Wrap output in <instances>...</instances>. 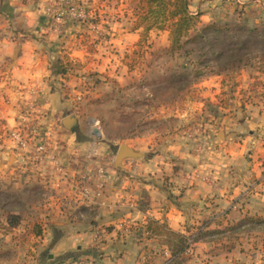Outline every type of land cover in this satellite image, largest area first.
Returning a JSON list of instances; mask_svg holds the SVG:
<instances>
[{"label": "crops", "instance_id": "0c3cea01", "mask_svg": "<svg viewBox=\"0 0 264 264\" xmlns=\"http://www.w3.org/2000/svg\"><path fill=\"white\" fill-rule=\"evenodd\" d=\"M47 2L0 0V61L10 75L1 87L13 88L5 93H11L15 104L26 99L43 104L40 123L50 140L43 160L32 163L26 158L33 147L15 153L14 142L0 143V172L13 175L17 168H24L28 176H13L14 182L34 187L43 198L35 206L40 216L35 226L43 230L37 254L31 262L19 264H169V246L176 241H164L167 233L186 238L201 226L207 235L196 237L192 259L186 264H264V142L259 136L264 135V111L251 117L241 106V128L234 123L237 113L228 105H217L212 115L204 109L199 124L192 128L184 125L186 113L177 111L173 126L162 117L157 120L159 131H145L146 138L137 135L129 140L126 147L141 157L116 167L110 144L89 136L61 89L66 85L60 77L61 55L84 54V47L71 49L76 40L84 39V33L66 16L62 24H55L54 13L45 15ZM50 2L59 6L68 0ZM188 4L201 25L216 20L234 25L241 10L264 12V0H188ZM28 17L33 26L25 30ZM126 17L103 22L109 27L105 28L109 43L122 50H130L140 36L135 17ZM27 39L33 42L31 48ZM186 61L176 69L186 73L190 66ZM124 73L117 84L122 91L130 83L129 89L136 90L131 99L140 97L138 91L165 81L151 80L148 73L143 89L134 74L127 78ZM192 85L204 87L203 100H196L205 108L209 102L218 104L219 93L227 91L215 79ZM12 111L7 108L1 113L3 129L15 127L18 110ZM69 116L77 124L66 129L62 122ZM58 121L60 128L53 129ZM157 136L162 138L156 142ZM204 145L207 148L201 153H194ZM83 181L87 196L81 191ZM0 264L17 262L0 260Z\"/></svg>", "mask_w": 264, "mask_h": 264}, {"label": "rangeland", "instance_id": "374dc122", "mask_svg": "<svg viewBox=\"0 0 264 264\" xmlns=\"http://www.w3.org/2000/svg\"><path fill=\"white\" fill-rule=\"evenodd\" d=\"M50 1L47 2L49 4L45 9V15L49 16L54 13L57 25H59V21L62 24V20L66 16L76 23L77 31H80L81 34L84 33V39L76 40L75 46L71 47V49L84 47V54L72 55L68 51L69 54L61 55L60 77L62 76L63 84L66 83L65 87L61 85V89L64 88L69 99V105L72 107L71 113L79 117L81 126L88 130L89 136L94 141L103 140L110 144L113 150L110 158L116 156L119 146L129 145V140L137 135L140 138H146V134H142V132L159 131L161 124L157 123L158 119L161 121L162 117H166L167 119L163 120L173 126L172 121H175L174 116H177V111L186 113L184 125L188 128L199 124L204 109H206V114L212 115L214 107L217 105L223 107L228 105V110L237 113V115L243 106L244 111L251 114V117H257L256 115H260L264 111V68H260L254 60H244L241 64L228 67L221 72H218L219 69L211 64L203 65L205 71L202 72L205 75L198 78L197 82L215 79L217 82L220 80L224 87H227V91L219 93L218 104L209 102L207 108L201 107L198 101L199 99L203 100L202 97L205 96L204 87L202 89L194 88L190 80L179 78L180 75L185 74L186 70L179 71L176 68H181L187 62L186 60H189L190 64L186 73L198 68L199 54L190 40L194 36V30L197 31L206 25L196 23V27H191L192 29H189L186 35L181 33L176 44L171 43L169 26L163 25L161 29H159L160 27L152 29L146 35L139 36L137 43L130 50H122L109 43L110 38H108L105 29L109 27H106L103 22L106 21L105 19L115 20L117 16L126 17L128 14L134 18L136 14H142V10L146 11V6L141 0H68V3H61L59 6ZM217 17L220 18V15ZM237 19L235 24L233 23L234 25L219 20L211 23L229 26L247 25L250 28L264 26V12L257 9H247L245 12L241 10L238 12ZM30 21L31 19L28 17L24 25L25 30L32 29L33 23L30 24ZM127 24L125 25L127 26ZM142 26L146 28L147 25L143 24ZM8 28L15 29L11 25ZM28 40L27 43L30 44H27V47L31 48L33 42ZM103 45L108 46L109 49L104 50ZM182 62L184 63L181 65ZM6 66L5 62L0 61V118L1 113L7 112V108L10 111L14 110L11 112L14 114L15 110L18 111H16L17 122L13 129L7 128L8 125L3 129L4 121L2 118L0 119V143L2 141L14 142L13 151L15 153L25 152L32 147L35 150L36 144L39 143H44L48 149L50 140L49 135L46 134H49V131L42 129L40 123L44 109L43 104L29 99L15 104L12 101L11 93L6 95L5 92L13 89L7 85L1 87V83L9 82V73L3 71L7 70ZM161 71L163 72L162 76ZM124 72H126L127 78L130 77L128 75L130 72L134 74L136 82L142 85L143 89L148 73L150 75L147 77L151 80L165 78V81L163 85L156 86L154 84L153 88L148 87L141 92L138 91L140 97L131 99L136 90L129 89L130 83L123 85L122 91L117 84ZM183 87L185 88L182 89ZM239 90L242 93H238ZM179 92L182 94H178ZM233 94L235 95L233 96ZM150 98L152 102L148 104L147 101ZM131 108L134 111H130ZM150 115L152 118L154 117L153 121L150 119ZM237 115L234 123L241 128V116ZM52 127L53 129L60 128L59 121ZM93 130L99 131V139L95 138ZM247 130L248 128H245V132ZM259 136L264 142V135L260 134ZM154 138L157 142L162 136ZM204 147L207 148L205 145L201 146L194 153H201ZM34 150L31 151V154L27 151L26 162L32 163ZM13 173V175H9L8 172H0V192L14 196L9 202H13L17 206L6 205V210L19 216L20 224L15 228L3 225L2 221L5 222L6 214H2L0 210V260L19 264L21 261L31 262V258L37 254L36 247L38 239L42 237L43 230L40 226H35L40 222L39 211H36L35 207L41 203L39 201L40 192L32 186L23 187V184L14 182L13 176H20V178L28 176L24 168H17ZM197 232L198 229L194 234H198ZM223 237L225 238V236ZM189 238L186 237L187 240ZM168 240L170 242L177 241L173 235L164 239V241ZM191 259V256H184L178 262L186 264Z\"/></svg>", "mask_w": 264, "mask_h": 264}, {"label": "trees", "instance_id": "16d2710c", "mask_svg": "<svg viewBox=\"0 0 264 264\" xmlns=\"http://www.w3.org/2000/svg\"><path fill=\"white\" fill-rule=\"evenodd\" d=\"M141 2L146 6V11L142 10V14L135 15L134 24L135 29L140 31V36L146 35L152 29L159 27L161 29L163 25H168L171 43L176 44L181 33L186 35L189 29L196 27V23L200 24L199 15L194 16L189 12L188 0H141ZM143 24L147 25L146 28H143ZM260 27L211 23L197 31L194 30V36L190 41L199 54L198 68L180 75L179 78L196 83L198 78L205 75L202 71H205L203 65L206 66V64L213 65L219 69L218 72H221L228 67L241 64L244 60H254L260 68H264V26ZM13 197L0 192V210L6 214L5 223L8 228H15L20 224V217L6 210V205L17 206L9 202ZM170 235L175 236L167 233V236ZM206 235L201 234L200 239ZM175 237L176 243L169 246L172 256L169 264H180L178 260L186 256L187 239Z\"/></svg>", "mask_w": 264, "mask_h": 264}, {"label": "water", "instance_id": "95a60500", "mask_svg": "<svg viewBox=\"0 0 264 264\" xmlns=\"http://www.w3.org/2000/svg\"><path fill=\"white\" fill-rule=\"evenodd\" d=\"M77 122L74 118H66L62 122V126L66 129H71L72 127L76 126ZM93 135L95 138L99 139L100 134L98 130H93ZM141 156L134 153L131 149L127 148L125 145H121L118 148L117 154L114 158V165L116 167H120L121 162L126 160V159H131V160H136L140 158Z\"/></svg>", "mask_w": 264, "mask_h": 264}, {"label": "built area", "instance_id": "2783aa9c", "mask_svg": "<svg viewBox=\"0 0 264 264\" xmlns=\"http://www.w3.org/2000/svg\"><path fill=\"white\" fill-rule=\"evenodd\" d=\"M47 153V148H46V145L44 143H39V144H36V148L34 150V157H33V161L34 162H40L43 160V157L45 156V154ZM102 173V172H101ZM86 182L83 181L82 182V194L87 196V189H86ZM205 230V228L203 227H200L198 229V234H194L193 236H190V238L188 240H186V256H190L191 255V252H192V248L194 246V242H195V239L196 237L199 236V234L203 233ZM87 264H93L92 262H88Z\"/></svg>", "mask_w": 264, "mask_h": 264}]
</instances>
